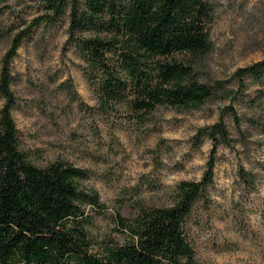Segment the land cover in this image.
I'll return each instance as SVG.
<instances>
[{
  "label": "rangeland",
  "instance_id": "1",
  "mask_svg": "<svg viewBox=\"0 0 264 264\" xmlns=\"http://www.w3.org/2000/svg\"><path fill=\"white\" fill-rule=\"evenodd\" d=\"M205 1L215 21L198 78L239 93L199 110L162 107L140 122L124 104L102 108L93 73L69 39V11L24 38L11 64L19 150L39 167L63 159L87 170L81 187L96 190L104 206L100 213L86 209L95 253L108 240L124 242L119 216H133L141 206H170L179 183L201 179L212 143L198 145L194 136L215 124L224 108L254 119L264 115L257 100L264 78L236 76L264 60V0ZM43 13L37 0H0V72L14 36ZM3 104L0 95V110ZM224 122L236 141L218 148L214 183L187 217L186 238L195 264H264V130L246 119L238 129L227 114ZM241 168L256 176L254 188L240 181Z\"/></svg>",
  "mask_w": 264,
  "mask_h": 264
},
{
  "label": "trees",
  "instance_id": "2",
  "mask_svg": "<svg viewBox=\"0 0 264 264\" xmlns=\"http://www.w3.org/2000/svg\"><path fill=\"white\" fill-rule=\"evenodd\" d=\"M37 1L44 13L14 36L0 72L4 99L0 110V264H195L185 222L214 183L218 148L231 147L236 141L224 116L229 115L238 129L246 119L264 130V115L254 119L239 116L232 106L224 108L215 124L194 136L198 145L204 140L212 143L201 179L179 183L170 206H141L133 216H119L124 242L108 240L95 253L86 230V209L98 213L104 209L99 194L81 187L87 170L63 159L39 167L21 153L13 118L11 64L24 38L69 11V39L93 73L90 82H96L102 108L124 104L140 122L162 107L199 110L239 93L222 81L204 83L198 78L197 66L212 50V4L205 0H85L82 6L79 0ZM248 75L263 81L264 60L236 72L240 80ZM257 100L264 111V85ZM238 175L246 188H254L253 173L241 168Z\"/></svg>",
  "mask_w": 264,
  "mask_h": 264
}]
</instances>
